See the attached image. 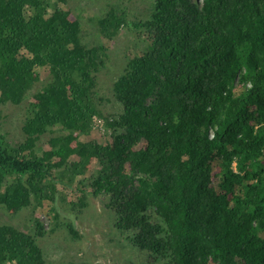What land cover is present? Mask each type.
<instances>
[{
	"label": "trees",
	"instance_id": "16d2710c",
	"mask_svg": "<svg viewBox=\"0 0 264 264\" xmlns=\"http://www.w3.org/2000/svg\"><path fill=\"white\" fill-rule=\"evenodd\" d=\"M56 4L0 0V107L23 103L36 69L50 77L23 143L11 145L0 121V207L19 212L59 184L107 195L117 231L147 264H264V0H153L130 28L143 45L112 85L121 112L110 118L97 81L107 50L85 44ZM127 25L114 7L96 39ZM94 118L110 132L104 143L81 140ZM45 134L49 150H36ZM91 163L96 173L75 187ZM0 264L45 262L36 239L4 225Z\"/></svg>",
	"mask_w": 264,
	"mask_h": 264
},
{
	"label": "rangeland",
	"instance_id": "374dc122",
	"mask_svg": "<svg viewBox=\"0 0 264 264\" xmlns=\"http://www.w3.org/2000/svg\"><path fill=\"white\" fill-rule=\"evenodd\" d=\"M52 1L69 14L70 20L80 23L84 31L82 41L85 44L92 45L100 41L106 48L108 62L98 75V91L104 100V117L118 115L121 108L113 99L112 85L122 73L130 50L142 48V37L130 28L149 19L153 0ZM114 7L126 10L128 27L120 28L112 39L97 40L98 21ZM35 72L38 82L28 91L23 103L0 107L2 128L13 146L24 142L23 126L30 106L35 103V95L50 80L47 68H38ZM109 136L104 120L94 118L89 135L82 136L81 140L104 143ZM50 137L52 136L48 134L42 136L36 150L48 151ZM97 168L96 163L89 164L84 173L75 178V187L79 180L87 186ZM65 175L68 178L69 173ZM49 197L51 198L39 202L31 196L30 205L19 212L0 207V226L14 227L36 239L45 264H147L145 253L127 244L117 231L114 213L107 207V195L93 197L87 193L85 197L73 189L62 190L57 184L55 193ZM37 222L43 228V235L37 234ZM69 226L73 227L75 236L68 232Z\"/></svg>",
	"mask_w": 264,
	"mask_h": 264
},
{
	"label": "clouds",
	"instance_id": "9594fccd",
	"mask_svg": "<svg viewBox=\"0 0 264 264\" xmlns=\"http://www.w3.org/2000/svg\"><path fill=\"white\" fill-rule=\"evenodd\" d=\"M247 87H248V85H247Z\"/></svg>",
	"mask_w": 264,
	"mask_h": 264
}]
</instances>
